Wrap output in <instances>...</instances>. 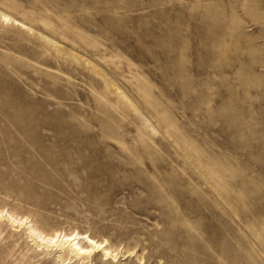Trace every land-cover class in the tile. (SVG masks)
<instances>
[{"label":"rangeland","instance_id":"374dc122","mask_svg":"<svg viewBox=\"0 0 264 264\" xmlns=\"http://www.w3.org/2000/svg\"><path fill=\"white\" fill-rule=\"evenodd\" d=\"M0 12V211L117 254L80 264H264V0ZM17 230L0 264H66Z\"/></svg>","mask_w":264,"mask_h":264},{"label":"bare ground","instance_id":"6f19581e","mask_svg":"<svg viewBox=\"0 0 264 264\" xmlns=\"http://www.w3.org/2000/svg\"><path fill=\"white\" fill-rule=\"evenodd\" d=\"M0 23L13 25L16 22L9 15L0 12ZM0 221L5 222L11 228L17 227L18 230L24 231L29 238L37 243V247H42V250H46V252L57 254V258L60 260L65 259L63 261L66 264H73L75 262L80 264L90 258H96L99 254H101V257L105 261L111 260L112 262H116L117 254L107 247L106 241L94 240L87 234H80L76 231L70 233L56 231L45 235L38 231L27 218H19L4 210L0 211Z\"/></svg>","mask_w":264,"mask_h":264}]
</instances>
